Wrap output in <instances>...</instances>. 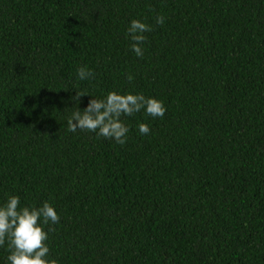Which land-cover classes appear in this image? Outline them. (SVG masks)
<instances>
[{
  "label": "trees",
  "instance_id": "1",
  "mask_svg": "<svg viewBox=\"0 0 264 264\" xmlns=\"http://www.w3.org/2000/svg\"><path fill=\"white\" fill-rule=\"evenodd\" d=\"M133 19L153 28L143 58ZM112 91L166 112L122 116L124 145L68 130ZM13 195L55 208L57 264H264V0H0V205Z\"/></svg>",
  "mask_w": 264,
  "mask_h": 264
},
{
  "label": "clouds",
  "instance_id": "2",
  "mask_svg": "<svg viewBox=\"0 0 264 264\" xmlns=\"http://www.w3.org/2000/svg\"><path fill=\"white\" fill-rule=\"evenodd\" d=\"M165 17L161 14L156 16L155 23L162 26ZM151 25L133 19L127 29L131 40V50L139 58H143L142 45L146 41L144 33L152 31ZM80 80L94 78L95 74L85 67L77 69ZM129 83L134 80L130 74H126ZM89 96L86 92H75L72 101L78 105L80 98ZM144 110L145 114L153 118H162L166 112L164 104L154 98H147L142 94H118L109 92L107 96L98 100L92 98L83 111L75 107L71 116L67 119L70 132L77 130L96 132L98 137L112 139L120 145L127 141L128 127L122 122V116H132ZM139 133L147 135L150 132L148 125H138ZM18 196H9L7 201L0 205V246L7 241L8 264H57L55 259H48L49 247L45 241L48 233L55 231L49 227L46 232L43 225H55L60 217L55 208L48 202H44L38 208H20Z\"/></svg>",
  "mask_w": 264,
  "mask_h": 264
}]
</instances>
